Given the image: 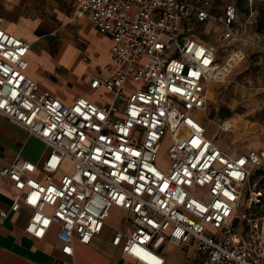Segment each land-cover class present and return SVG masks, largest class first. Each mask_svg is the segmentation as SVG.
<instances>
[{"label": "built area", "instance_id": "1", "mask_svg": "<svg viewBox=\"0 0 264 264\" xmlns=\"http://www.w3.org/2000/svg\"><path fill=\"white\" fill-rule=\"evenodd\" d=\"M75 16L111 40L109 63L89 82L112 96L107 104L80 96L67 105L30 79V46L0 15V114L49 148L41 165L18 157L0 171L14 196L11 212L31 211L26 233L42 240L57 225L62 253L73 256L74 241L89 245L119 208L134 230H118L112 244L138 264H165V244L194 249L191 264H264V213L239 212L246 185L264 168V149L229 155L201 119L222 68L192 25L214 18L211 0H76ZM237 20L227 4L225 39ZM167 134L169 163L161 168ZM254 197L261 203L263 194Z\"/></svg>", "mask_w": 264, "mask_h": 264}, {"label": "crops", "instance_id": "2", "mask_svg": "<svg viewBox=\"0 0 264 264\" xmlns=\"http://www.w3.org/2000/svg\"><path fill=\"white\" fill-rule=\"evenodd\" d=\"M65 1L72 7L75 16L76 0ZM5 2L8 13L0 14L4 18L3 28L30 46L26 71L30 79L67 105L73 104L80 96H85L100 105L111 101L110 94L103 90L92 91L89 87L91 76L97 74L98 67L109 63L108 55L112 45L109 37L102 35L87 19L75 16L90 25L86 34L90 42L89 53L72 44L56 45L55 36L58 28L52 20L41 14L49 9L48 7L46 10V6L43 5L44 0H36L33 13L28 11L29 0ZM52 3L56 4V0ZM99 41L108 43L103 62L94 55L92 45V42ZM90 58L94 64L93 70L89 69V64L85 61ZM86 74L88 77L85 78ZM216 83L218 82H212V85ZM209 92L210 90L208 101ZM202 116L205 118L204 114ZM48 153L49 148L42 140L30 135L25 129L0 114V171L10 166L18 157L41 165ZM13 197L9 186L3 184L0 177V211L9 214L6 219L0 218V264H138L123 255L121 249L112 244L118 230L126 234H131L134 230L130 223L131 216L125 211L113 208L119 212V224L110 227L106 222L102 232L95 236L89 245L74 241L73 256H67L62 253L63 245L58 239L57 225H53L42 240L26 233L25 228L31 211L22 206L18 212H11ZM162 254L165 264H191L197 259L194 249L184 250L172 244H165Z\"/></svg>", "mask_w": 264, "mask_h": 264}, {"label": "rangeland", "instance_id": "3", "mask_svg": "<svg viewBox=\"0 0 264 264\" xmlns=\"http://www.w3.org/2000/svg\"><path fill=\"white\" fill-rule=\"evenodd\" d=\"M52 1L44 0L43 5L46 6V10L48 7L49 9L41 14L52 20L58 28L55 36L56 45L72 44L89 53L90 42L86 38L90 29L89 23L75 18L72 7L65 0H56V4ZM6 2L0 0L2 15L8 13ZM230 3L237 8L238 20L234 26L235 36L225 39L221 18L224 16L225 6ZM212 5L214 18L203 24L192 25V35L214 48L218 68H222L219 82L214 86L211 83L209 86L210 100L205 118L202 116L206 136L229 155L263 149L264 0H213ZM28 7V11L33 13L36 0H29ZM251 11L254 12L253 23H249ZM92 45L94 55L103 62L108 43L99 41L92 42ZM85 61L89 64V69L93 70L92 58ZM87 75L84 77H88ZM228 125H232V130L224 131ZM170 146L171 136L167 134L158 156V165L161 168H165L169 163ZM256 191L263 194L261 203H252ZM239 212L258 216L262 214L261 212L264 213V179L258 171L245 187ZM119 222V212L113 209L107 223L110 227H115ZM246 226L247 224L243 222L240 228L245 230Z\"/></svg>", "mask_w": 264, "mask_h": 264}, {"label": "trees", "instance_id": "4", "mask_svg": "<svg viewBox=\"0 0 264 264\" xmlns=\"http://www.w3.org/2000/svg\"><path fill=\"white\" fill-rule=\"evenodd\" d=\"M256 171H258V174H261L262 177H263V179H264V168H259V169H257ZM256 171H254V173H255ZM254 173H253V175H254ZM253 175H252V176H253ZM261 213L263 214V212H261ZM262 214H261V215H262ZM249 215H250L251 217H253V218H254V217H259L258 214L256 215V214H251V213H249ZM261 215H260V216H261Z\"/></svg>", "mask_w": 264, "mask_h": 264}, {"label": "bare ground", "instance_id": "5", "mask_svg": "<svg viewBox=\"0 0 264 264\" xmlns=\"http://www.w3.org/2000/svg\"><path fill=\"white\" fill-rule=\"evenodd\" d=\"M228 70V69H227ZM222 70L219 72V74H221ZM220 79V78H219ZM232 126V125H231ZM230 125H228L226 128H224V131H231L232 128H231Z\"/></svg>", "mask_w": 264, "mask_h": 264}]
</instances>
